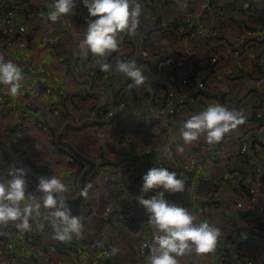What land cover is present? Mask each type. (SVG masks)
Returning <instances> with one entry per match:
<instances>
[{"label":"crops","instance_id":"crops-1","mask_svg":"<svg viewBox=\"0 0 264 264\" xmlns=\"http://www.w3.org/2000/svg\"><path fill=\"white\" fill-rule=\"evenodd\" d=\"M5 2L0 12L16 5L15 0ZM138 2L142 14L136 35L122 33L118 51L104 58L94 57L90 52L85 56L79 47L88 24L95 19L88 12L84 19L81 17L78 11L82 0H75L72 12L55 23L47 18L53 0H27V4H18L23 16L15 21L25 24L29 31L34 29L26 45H3L0 35V55L21 68L25 90L31 91L40 79L47 81L53 92L42 100L53 103L57 109L50 120V130L29 128L17 138L13 134L14 114L0 113V182L10 179L6 175L13 169L26 170L27 195L35 197V201L26 198L21 204L24 207L35 202L42 205L43 193L37 190L40 177L55 175L64 181L76 171L80 178L86 164L58 141L65 125L71 123L75 126L66 128L63 139L83 155L93 160L107 156L117 164L132 165L113 183L96 184L93 175L81 214L90 204L98 212L108 205H131L137 213L136 221L128 225L117 223L113 217L95 215L82 228L81 236L73 234L69 241L51 242L52 228L44 220L47 210L41 207L30 218V233L44 242L45 255L41 257L26 248L25 239L14 224H9L0 226V264H77L75 248L96 238L104 226L108 230L107 246L111 252L118 249L110 258L102 256L104 264H148V257L138 256L137 236L149 239L155 230L137 197L149 199L163 191L141 192L143 176L153 167L168 168L178 178L185 177L186 190L173 194L165 191L164 198L185 207L198 217V222H208L221 232L213 253L198 255L193 251L180 258L181 264H239L249 256L264 264V212L253 209L248 201L250 187L255 186L258 202L264 204V121L256 117L264 106V88L257 83L264 71V0H210L207 7L204 0ZM141 38L147 60L140 58ZM185 48H191L194 55L183 65L165 62L169 57L180 56ZM131 53H135L132 60L146 77L143 85L137 87L130 78L115 71L109 72V79L102 86L89 76L91 68L100 71L99 66L107 63L114 69L117 60ZM213 53L219 56L217 62L210 60ZM183 69L191 79L207 83L198 91L196 104L181 111L183 118L217 104L241 111L245 116V122L225 134L218 144L209 145L202 136L192 145H185L180 121L163 119L144 124L133 113L135 108L161 103L166 90L182 79ZM119 100H127L129 108L115 114L112 120L106 119L107 110ZM6 106L28 109L19 95L4 96L0 110ZM97 132L101 137L96 136ZM125 135H131L132 141L125 140ZM242 137L244 143L239 141ZM202 144L209 146L206 152L197 155L199 158L208 154L204 166L183 168L188 155ZM178 147L184 148L183 153ZM170 149L174 152L167 155ZM212 150L219 154L216 162L209 157ZM159 157L164 159L156 164ZM232 160H247L245 170L234 167ZM79 161L84 165L82 170ZM219 181L224 188L216 194ZM239 201L242 207L237 206ZM41 223L45 225L42 230L38 227ZM9 242L14 244L13 254L8 251ZM225 242L231 246L226 247ZM225 253L229 260L223 258Z\"/></svg>","mask_w":264,"mask_h":264},{"label":"clouds","instance_id":"clouds-1","mask_svg":"<svg viewBox=\"0 0 264 264\" xmlns=\"http://www.w3.org/2000/svg\"><path fill=\"white\" fill-rule=\"evenodd\" d=\"M90 17H95L87 27L84 39L80 42L82 54L90 52L94 57L104 58L118 51L122 33L135 36L142 14V5L138 0H82ZM48 20L55 23L68 15L75 7V0H53ZM104 72L115 71L130 78L139 87L145 83L146 77L137 67L135 60H117L115 68L107 63L100 65ZM24 76L21 68L12 60L0 55V85L6 86L8 95L16 97L21 94ZM245 122L241 111L230 110L222 105H210L207 110L192 115L182 125L180 135L185 145H192L200 137H204L209 145L222 141L225 134L235 130ZM37 148L39 146L37 145ZM183 153L184 148L178 147ZM10 179L0 182V226L14 224L21 232H30V218L33 212L43 207L47 210L44 220L53 230V239L66 242L82 235L80 218L72 214L64 195L69 191L64 181L53 175L51 178L40 177L37 190L43 193L42 205L39 202L31 206L21 207L26 198L35 201V197L27 195L28 183L26 171L16 168ZM186 181L178 178L175 171L164 167H153L143 176L141 192L163 189L157 195L145 199L143 195L137 199L149 214L148 223L155 230L150 245L149 264H181V257L191 254L213 253L221 235L220 229L208 222H198V217L185 207L170 203L164 198L165 191L184 192ZM87 195V190L81 192ZM44 224L38 225L39 229ZM118 249L113 248L116 254Z\"/></svg>","mask_w":264,"mask_h":264},{"label":"built area","instance_id":"built-area-1","mask_svg":"<svg viewBox=\"0 0 264 264\" xmlns=\"http://www.w3.org/2000/svg\"><path fill=\"white\" fill-rule=\"evenodd\" d=\"M16 5H12L6 9H3L0 12V35L2 36V44L15 47V46H23L26 45L28 36L33 33L34 29L29 31L28 27L22 23H16L17 18L22 17V13L17 8L18 4L26 2L27 0H15ZM210 0H204V6L207 7ZM6 5L5 0H0V7H4ZM180 31L184 32L185 28H180ZM44 33H47L46 31ZM140 47V58L147 60L148 53L144 49H142L143 38L139 40ZM194 51L191 48H185L182 51V54L177 57H169L165 62L167 64H178L183 65L186 60H189L193 57ZM135 58V53L128 54L123 57L122 60H132ZM212 62H217L219 60V56L213 53L210 57ZM99 68H101L99 66ZM89 76L95 79V82L98 86L104 85L109 79V72H104L102 70H98L97 68H91L89 72ZM258 85L264 88V71L262 75L257 78ZM206 81L203 79H199L197 81L190 78L188 72L186 70H182V79L174 84L172 87L168 88L165 92L164 99L161 103H152L147 107L141 109H133V113L138 117L139 121L144 124H149L154 121L168 119L174 121H180L182 124L188 118H183L180 113L181 111L188 109L196 104V95L200 89L205 88ZM116 83H114V86ZM6 86L0 87V102L4 96L8 94L5 91ZM53 92V87L45 80L40 79L39 82L33 87L31 91L25 90V84L23 83V88L21 89V94L19 95L28 108L26 110H20L17 108H13L11 106L3 107L0 110V113L3 115H7L9 113L14 114V125H13V134L14 136L20 137L25 134V132L29 128L38 129L47 132L50 130V122L52 121V115L57 112L55 105L53 103L42 100L44 96H49ZM129 108V103L127 100H119L115 103L110 109L105 113V118L108 120H112L114 115L120 111H125ZM256 117L264 121V106L257 112ZM51 120V121H50ZM111 124V123H109ZM97 137H101V133H96ZM123 138L129 142L132 141L133 137L131 135H125ZM241 143L245 142V138L242 137L239 140ZM209 149V146L206 144H202L197 151L191 152L185 163L183 168H202L204 166L205 161L207 160L206 153H203L199 158L197 155L200 152H206ZM174 150L170 149L167 152V155L172 154ZM209 157L215 162L218 161L219 154L217 150H212ZM159 160L156 164L160 163V160L163 161V157H159ZM98 161V169L94 174V179L97 182H107L113 183L116 182L119 178L120 174L126 168L132 167L131 164H117L113 161H109L107 156L97 157ZM162 164V162H161ZM15 169L11 170L6 177H10V173ZM26 171V170H25ZM79 173L76 171L72 173L69 177L64 180V183L68 186L69 191L64 195L66 197H73L78 192V177ZM27 177V172H26ZM183 179L186 181L187 188V180L185 177ZM219 185L215 188V193L220 194L224 188V185L221 181H219ZM262 184V183H261ZM260 186V184H259ZM262 186V185H261ZM185 188V190H186ZM169 194H173L172 192H168ZM182 193V192H180ZM249 204L253 209L258 212H264V204L258 202V197L256 193L255 186L250 187V196H249ZM238 207H242L243 203L241 201L237 202ZM95 215H100L103 218L113 217L114 220L121 225H128L136 221L137 213L134 206H125L121 207L120 205H108L101 212H98L96 206L90 204L87 209L81 214L80 221L81 224L86 226L92 217ZM82 227V228H83ZM18 234L21 235L25 239V246L31 251H34L39 256L43 257L45 255V246L44 242L39 238H33V235L30 232H21L18 230ZM258 233L254 234V237H257ZM5 237L8 239V236L5 234ZM53 230L50 233L51 242H56L57 240L53 239ZM108 237L107 226H104L100 231L96 238L92 241H88L82 245H78L75 248L76 256H77V264H104V260L102 256L105 258H110L112 256V252L110 248L107 246L106 238ZM139 241V246L137 249L138 256L141 258L149 257L150 255V245L152 244L153 237L149 239L143 238L141 235L137 236ZM226 247H230L229 242H225ZM9 253L13 254L15 252L14 244L9 242L8 246ZM223 258L225 260H229V256L225 253L223 254ZM149 264V260H148ZM239 264H259L258 260L253 256H249L248 258H244L239 262Z\"/></svg>","mask_w":264,"mask_h":264},{"label":"water","instance_id":"water-1","mask_svg":"<svg viewBox=\"0 0 264 264\" xmlns=\"http://www.w3.org/2000/svg\"><path fill=\"white\" fill-rule=\"evenodd\" d=\"M68 126H75L74 124L67 123L61 133L58 136L59 145L65 146L68 148L72 154L84 162L86 164L85 169L83 170L80 178H79V184H80V190L76 196L73 197H67L68 198V205L71 208L72 214L75 216H81L82 212V203L86 196H82L81 192L84 190H87L88 193V182L90 178L96 173L98 169V161L93 160L85 155H83L79 150H77L73 145H71L69 142H66L63 139L64 132Z\"/></svg>","mask_w":264,"mask_h":264},{"label":"trees","instance_id":"trees-1","mask_svg":"<svg viewBox=\"0 0 264 264\" xmlns=\"http://www.w3.org/2000/svg\"><path fill=\"white\" fill-rule=\"evenodd\" d=\"M78 12L80 13L81 17L84 19L85 14H87L88 11H87V8L84 7L83 3H81V8L79 9ZM232 161H233L232 164H233L234 167H237L239 169L245 170L246 164H247V162H246L247 160H232ZM78 163H79L80 168L82 170L84 168L83 163L80 162V161ZM262 179L264 181V177ZM90 180L92 181V178H90ZM90 180H89V182H90ZM78 189H79V187H78Z\"/></svg>","mask_w":264,"mask_h":264},{"label":"rangeland","instance_id":"rangeland-1","mask_svg":"<svg viewBox=\"0 0 264 264\" xmlns=\"http://www.w3.org/2000/svg\"><path fill=\"white\" fill-rule=\"evenodd\" d=\"M79 131H81V129H79ZM82 132V131H81ZM79 133V132H78ZM79 134H81V133H79ZM69 137V136H68Z\"/></svg>","mask_w":264,"mask_h":264}]
</instances>
